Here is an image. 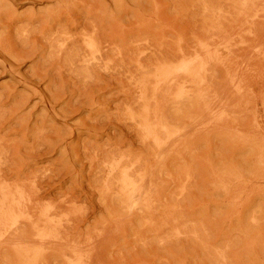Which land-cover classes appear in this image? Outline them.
Returning <instances> with one entry per match:
<instances>
[{
	"label": "rangeland",
	"instance_id": "rangeland-1",
	"mask_svg": "<svg viewBox=\"0 0 264 264\" xmlns=\"http://www.w3.org/2000/svg\"><path fill=\"white\" fill-rule=\"evenodd\" d=\"M0 224V264H264V0H0Z\"/></svg>",
	"mask_w": 264,
	"mask_h": 264
},
{
	"label": "bare ground",
	"instance_id": "bare-ground-1",
	"mask_svg": "<svg viewBox=\"0 0 264 264\" xmlns=\"http://www.w3.org/2000/svg\"><path fill=\"white\" fill-rule=\"evenodd\" d=\"M246 1H247V0H246ZM200 61H202V60H200ZM203 63H204V62H203ZM192 64H193V63H192ZM187 65H188V64H187ZM187 65H186V66H187ZM191 67H192V66H191ZM188 68H189V66H188ZM190 70H191V68H190ZM178 71H180V70H178ZM187 71H188V70H187ZM200 71H201V70H200ZM181 72H182V71H181ZM182 75H183V74H182ZM165 78H166V77H165ZM190 80H191V79H190ZM190 80H189V81H190ZM202 80H203V79H202ZM166 81H167V80H166ZM164 82H165V81H164ZM162 125H163V124H162ZM162 132H163V131H162ZM184 134H185V133H184ZM148 136H149V135H148ZM155 138H156V137H155ZM162 139H163V138H162ZM154 140H155V139H154ZM154 140H153V141H154ZM154 142H155V141H154ZM161 144H162V143H161ZM0 225H1V224H0ZM0 228H1V227H0ZM1 244H2V243H1ZM3 244H4V243H3ZM1 246H3V245H1Z\"/></svg>",
	"mask_w": 264,
	"mask_h": 264
}]
</instances>
